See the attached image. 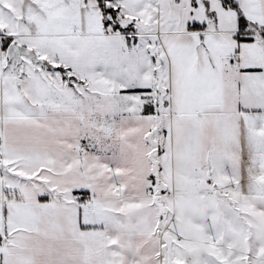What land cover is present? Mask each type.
Listing matches in <instances>:
<instances>
[{
	"label": "snow or ice",
	"instance_id": "obj_1",
	"mask_svg": "<svg viewBox=\"0 0 264 264\" xmlns=\"http://www.w3.org/2000/svg\"><path fill=\"white\" fill-rule=\"evenodd\" d=\"M0 264H264V0H0Z\"/></svg>",
	"mask_w": 264,
	"mask_h": 264
}]
</instances>
